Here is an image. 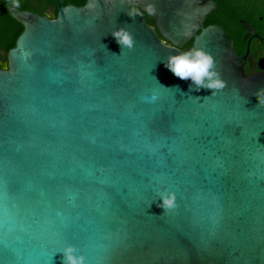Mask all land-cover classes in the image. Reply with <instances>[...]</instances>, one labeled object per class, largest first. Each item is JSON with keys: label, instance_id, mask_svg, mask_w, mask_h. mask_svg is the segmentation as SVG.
<instances>
[{"label": "water", "instance_id": "water-1", "mask_svg": "<svg viewBox=\"0 0 264 264\" xmlns=\"http://www.w3.org/2000/svg\"><path fill=\"white\" fill-rule=\"evenodd\" d=\"M146 3L154 29L126 14ZM55 6L5 7L22 31L0 62V264H62L66 245L84 264H264V73L204 26L217 5ZM193 49L222 89L190 91L164 67ZM159 192L177 207L162 213Z\"/></svg>", "mask_w": 264, "mask_h": 264}, {"label": "clouds", "instance_id": "clouds-1", "mask_svg": "<svg viewBox=\"0 0 264 264\" xmlns=\"http://www.w3.org/2000/svg\"><path fill=\"white\" fill-rule=\"evenodd\" d=\"M12 7L19 8L20 0H12ZM156 12L153 4L146 3L143 8L130 7L127 11L129 18L137 16L152 17ZM111 36L116 44L122 49H131L134 41L132 35L123 27L117 28L111 32ZM164 67L180 80H189V90L200 91L201 89L213 90L222 89L225 85L219 78V73L214 69V62L210 55L202 50L193 49L183 54L169 55L163 62ZM158 83V82H157ZM162 88L164 86L160 85ZM159 203L157 207L163 212H167L174 206V194L172 192H159ZM62 264H84V258L77 254V250L72 245H66L61 251ZM57 253V252H56Z\"/></svg>", "mask_w": 264, "mask_h": 264}, {"label": "trees", "instance_id": "trees-1", "mask_svg": "<svg viewBox=\"0 0 264 264\" xmlns=\"http://www.w3.org/2000/svg\"><path fill=\"white\" fill-rule=\"evenodd\" d=\"M60 1L62 6L71 4L80 7L85 3V0ZM217 1H219L218 12L213 16H209L204 21V26L215 23L227 29V27L236 23L239 18L244 17L243 13L236 10L237 8L235 7V4L230 5L224 0ZM20 2L21 6L19 8H16L20 11H30L33 13H37L39 6H35V3H40V5L42 6V11H39L37 14L41 16H45L46 14H48V17L50 19H54L56 17L55 0H20ZM6 5L12 7V0H0V62H6L7 52L14 47L15 40L22 31V27L8 16L5 9ZM140 17L146 22L147 25H152L151 18L143 16ZM190 47L191 42H188L181 50L187 51L190 49ZM234 48L237 54H242L244 52V48L237 42L235 43Z\"/></svg>", "mask_w": 264, "mask_h": 264}, {"label": "flooded vegetation", "instance_id": "flooded-vegetation-1", "mask_svg": "<svg viewBox=\"0 0 264 264\" xmlns=\"http://www.w3.org/2000/svg\"><path fill=\"white\" fill-rule=\"evenodd\" d=\"M210 1L217 5V10L209 15L213 16L218 12L219 1ZM224 1L230 5L235 4V7L237 8L236 10L243 13L244 17L239 18L236 23L227 27V29L215 23H211L206 26L216 25L221 27L232 40L234 46L236 42L240 44L244 48V52L242 54H237L238 56H244L248 50L246 58L242 62L243 71L246 75L249 76L256 73H264V0ZM35 6H39L38 12L42 11L40 3H35ZM45 16H48V14ZM149 26L154 29L153 20L152 25Z\"/></svg>", "mask_w": 264, "mask_h": 264}, {"label": "snow or ice", "instance_id": "snow-or-ice-1", "mask_svg": "<svg viewBox=\"0 0 264 264\" xmlns=\"http://www.w3.org/2000/svg\"><path fill=\"white\" fill-rule=\"evenodd\" d=\"M176 207H177V205L174 203V206L172 207L171 210H174ZM216 222H218V221H215V220H214V223H216Z\"/></svg>", "mask_w": 264, "mask_h": 264}]
</instances>
